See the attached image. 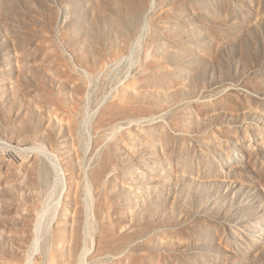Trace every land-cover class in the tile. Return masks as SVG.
<instances>
[{
  "label": "rangeland",
  "instance_id": "1",
  "mask_svg": "<svg viewBox=\"0 0 264 264\" xmlns=\"http://www.w3.org/2000/svg\"><path fill=\"white\" fill-rule=\"evenodd\" d=\"M0 264H264V0H0Z\"/></svg>",
  "mask_w": 264,
  "mask_h": 264
},
{
  "label": "bare ground",
  "instance_id": "2",
  "mask_svg": "<svg viewBox=\"0 0 264 264\" xmlns=\"http://www.w3.org/2000/svg\"><path fill=\"white\" fill-rule=\"evenodd\" d=\"M55 202H56V201H55ZM255 226L257 227L258 232H259V233H262V231H263V226H262V224L260 223V220L257 221V223L255 224Z\"/></svg>",
  "mask_w": 264,
  "mask_h": 264
}]
</instances>
